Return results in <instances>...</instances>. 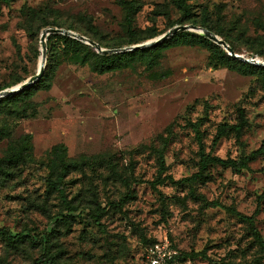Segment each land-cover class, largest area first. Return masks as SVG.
<instances>
[{"label": "rangeland", "instance_id": "374dc122", "mask_svg": "<svg viewBox=\"0 0 264 264\" xmlns=\"http://www.w3.org/2000/svg\"><path fill=\"white\" fill-rule=\"evenodd\" d=\"M132 1L133 32L119 0L0 1V88L35 74L40 33L48 27L71 26L104 48H124L176 25H207L242 56L232 60L236 67L244 59L264 62V0H184L185 14L176 0ZM191 32L193 39L204 36ZM149 33L156 35L141 39ZM51 35L46 54L61 48ZM215 45L161 48L153 59L105 73L72 63L59 50L44 83L31 85L33 95L0 104V110L22 112L0 113V159L23 156L0 175V227L33 235L48 229L64 207L48 180L69 160L76 167L62 187L73 217L53 224L47 252L57 264H144L145 248L163 235L190 264H264L251 225L229 210L252 215L264 194V150L257 152L264 143V73L229 68V53L221 46L224 55L215 52ZM239 109L246 125L212 146L218 125L236 124ZM192 124L206 153L236 162L251 156L245 167L210 165L206 179L191 186L153 184L160 158L161 176L198 171ZM190 189L217 205L203 204ZM97 204L102 228L92 216ZM254 227L264 240V199ZM42 255L40 246L10 249L0 240V264H30Z\"/></svg>", "mask_w": 264, "mask_h": 264}, {"label": "trees", "instance_id": "16d2710c", "mask_svg": "<svg viewBox=\"0 0 264 264\" xmlns=\"http://www.w3.org/2000/svg\"><path fill=\"white\" fill-rule=\"evenodd\" d=\"M0 1L7 3L10 0H0ZM119 1L125 9V20H126L128 30L133 32V30L131 29V24H132V15L134 14L136 10L134 2L132 0H119ZM176 5L183 11L184 14L186 13V7H185L184 0H176ZM176 23H180V22L176 21ZM204 27L210 30V28L207 25H204ZM67 29L78 31L71 26L67 27ZM78 32L80 34H84L81 31H78ZM155 35H156L155 33H149L141 39L144 40L147 38H152ZM193 36H194V33L191 31H181L180 33L173 34L172 36H170L169 38L161 42L155 43L151 46H148L142 49L137 48L132 51H123V52L112 53V54H102V53L96 52L92 46L87 45L84 42L79 41L73 37H70L68 35H63V34H52L51 35L52 38H57L59 40L61 48L52 46L47 51L46 64H45L44 71L42 75L40 76V78L35 83H38V84L44 83L45 76L50 74L51 71L53 70L56 64V61H57L58 52L60 53V51H61V54L68 56V59L72 63L88 65L89 68L94 72L105 73V72L123 68L127 65H130L132 61L137 60V59H142L146 56H150V59H153L155 56V50H158L161 48L175 46V45H190L194 43L207 44L208 42H211L210 40H208L206 37L202 35L195 37V39H193ZM129 43L131 42H128L127 44ZM111 47L120 48L121 45L111 46ZM218 49H220L221 54L224 55L225 52L220 48V46L215 45L214 51L217 52ZM225 58H226V61L228 62L229 68L234 69L238 71L239 73L248 74L254 71V69H257L264 73V66H256L248 62L240 61V64H239L240 66L236 67L232 61L233 59H235L234 56L228 55ZM15 83L16 81L9 85L3 86L0 88V90L8 86L10 87L14 85ZM33 93H34V89H33V86H31L19 92H15L13 94L6 95L0 98V104L6 103V102H11L12 104H14L18 99L22 97H29L33 95ZM2 112L7 113L11 116H19L22 113L20 110H15L13 108L7 109V110H0V113ZM238 118L239 120L236 124L220 123L218 125L216 133L212 140V146H215L217 142L220 140V138L225 136L228 132L230 131L238 132L246 125L247 120L245 118L243 109H239ZM192 127H193V130L195 131L196 138L199 144L200 159H199L198 171L190 176H186L180 179H174L170 174L161 176V173L164 172V170L166 169V166L164 164L163 159L160 158L158 176L156 180L152 182L153 184H164L165 182H168L172 185H177V186L183 185V184H187L188 186H191L192 183L197 179H200V180L206 179L205 171L210 165L215 164V165H220L223 167H231V168L235 166L245 167L247 160L250 159L251 156L244 157L241 162H236L235 160L231 158L229 159L222 158L218 155L206 153L204 150V145H203V142L201 141V137H200L196 124H192ZM263 150H264V143L259 147L257 152L263 151ZM20 161H23V156L20 153L8 154L6 157L1 158L0 159V175L4 171L5 165H9V164L17 165ZM75 167H76V164L73 161L62 160L61 168L57 172L55 178L53 179L49 178L48 180V184L50 185V188L58 192L59 196L61 197V201L64 205L60 213L50 217V220L52 221V225L48 229H45L43 232H41L38 235H33L29 232L26 233L25 232L26 230H22V231L12 234L10 231L7 230V228L0 227V240H2L5 243L6 247L10 249H17L19 246L23 244H28L32 247L40 246L42 248L43 255L41 259L34 260L30 264H57L53 260V258L47 256V252L49 251L50 241L54 234L53 224H57V223L68 224L69 218L73 217V214H72L73 209L71 207L70 201L64 195L62 181L71 171L75 169ZM190 194L196 199H201V201L205 205H208V206L217 205L215 201H207L203 196L196 195L192 189H190ZM263 199H264V194L258 197L256 208L253 214L249 216L243 215L233 209H229V210L230 212L235 213L241 220L246 221L251 225L255 240L257 241L260 249L264 253V240L259 234V232L256 230V228L254 227L255 215L260 211L261 201ZM99 209L100 208L97 204L96 207L93 209L92 216H93L95 223H97L102 228V225L99 222V215H100ZM152 243L153 242H151L148 246H150ZM148 246L145 248V252Z\"/></svg>", "mask_w": 264, "mask_h": 264}, {"label": "water", "instance_id": "95a60500", "mask_svg": "<svg viewBox=\"0 0 264 264\" xmlns=\"http://www.w3.org/2000/svg\"><path fill=\"white\" fill-rule=\"evenodd\" d=\"M179 31H199V32H201V34H203L209 40H211V41L215 42L217 45L223 47L229 53V55L234 56V57H238V58H242V56H239L236 53H234L232 48L228 45V43L225 40L218 37L216 34L208 31L207 29H201L196 25H185V24L176 25V26L172 27L170 30H167L166 32H164L163 34L159 35L158 37H156L154 39H150L148 41H145V42L137 44V45H132L129 47L118 48V49H116V48H104L100 44L95 42L94 40H91V39H89V38H87L81 34H78L74 31H71L68 29L58 28V27H48V28H45L44 30H42L40 33V45H41L40 59H39L40 62H39V67H38L37 71L35 72V74L29 76L28 78L21 81L17 85H14V86L0 90V98L4 97L6 95H10V94H13L15 92H19L21 90L26 89V88L30 87L35 81H37L40 78V76L43 73V70L45 67V60H46V40L45 39H46V35H48L50 33L51 34L68 35L70 37H73L79 41H82V42L87 43L88 45L94 47V49L98 53L112 54V53H118V52H123V51H132V50L137 49V48L142 49V48L151 46L155 43L161 42V41L169 38L170 36H172L173 34L179 32ZM244 60L248 61V62L255 63V64L264 65L263 61L260 62L254 58L244 59Z\"/></svg>", "mask_w": 264, "mask_h": 264}, {"label": "built area", "instance_id": "2783aa9c", "mask_svg": "<svg viewBox=\"0 0 264 264\" xmlns=\"http://www.w3.org/2000/svg\"><path fill=\"white\" fill-rule=\"evenodd\" d=\"M144 264H190V260L183 258L167 235H163L146 249Z\"/></svg>", "mask_w": 264, "mask_h": 264}]
</instances>
